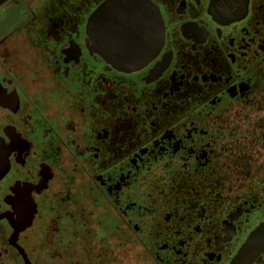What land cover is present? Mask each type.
I'll list each match as a JSON object with an SVG mask.
<instances>
[{
    "label": "flooded vegetation",
    "instance_id": "1",
    "mask_svg": "<svg viewBox=\"0 0 264 264\" xmlns=\"http://www.w3.org/2000/svg\"><path fill=\"white\" fill-rule=\"evenodd\" d=\"M105 1L0 7V264H264V0H145L133 70Z\"/></svg>",
    "mask_w": 264,
    "mask_h": 264
},
{
    "label": "water",
    "instance_id": "2",
    "mask_svg": "<svg viewBox=\"0 0 264 264\" xmlns=\"http://www.w3.org/2000/svg\"><path fill=\"white\" fill-rule=\"evenodd\" d=\"M7 1L0 0V7ZM150 25L155 28L154 33L152 28L149 32ZM88 27L89 33L96 34L98 51L106 53L107 61L123 70H133L147 60L142 49L147 44L148 33L150 43H156V46L163 34L159 12L145 0H107L90 17ZM2 173L3 165L0 175Z\"/></svg>",
    "mask_w": 264,
    "mask_h": 264
},
{
    "label": "rangeland",
    "instance_id": "3",
    "mask_svg": "<svg viewBox=\"0 0 264 264\" xmlns=\"http://www.w3.org/2000/svg\"><path fill=\"white\" fill-rule=\"evenodd\" d=\"M8 9V8H7ZM6 9V10H7ZM6 13L5 9L4 8H0V18L4 17L3 15ZM2 15V16H1ZM8 25V22H5L4 25H3V29H5Z\"/></svg>",
    "mask_w": 264,
    "mask_h": 264
}]
</instances>
